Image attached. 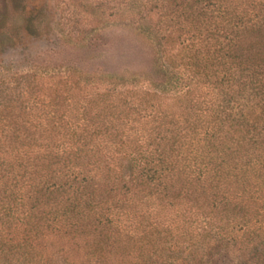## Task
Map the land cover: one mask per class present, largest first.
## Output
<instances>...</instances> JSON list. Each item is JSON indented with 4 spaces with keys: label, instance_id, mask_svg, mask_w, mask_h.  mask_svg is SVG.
<instances>
[{
    "label": "trees",
    "instance_id": "16d2710c",
    "mask_svg": "<svg viewBox=\"0 0 264 264\" xmlns=\"http://www.w3.org/2000/svg\"><path fill=\"white\" fill-rule=\"evenodd\" d=\"M77 7L147 49L0 66V264H264V0Z\"/></svg>",
    "mask_w": 264,
    "mask_h": 264
},
{
    "label": "rangeland",
    "instance_id": "374dc122",
    "mask_svg": "<svg viewBox=\"0 0 264 264\" xmlns=\"http://www.w3.org/2000/svg\"><path fill=\"white\" fill-rule=\"evenodd\" d=\"M85 2L0 0V66L52 72L70 65L104 71L133 61L129 68L138 67L147 46L119 21L99 25L81 44L69 39L75 31L73 15ZM93 35L98 36L95 48L89 45Z\"/></svg>",
    "mask_w": 264,
    "mask_h": 264
}]
</instances>
